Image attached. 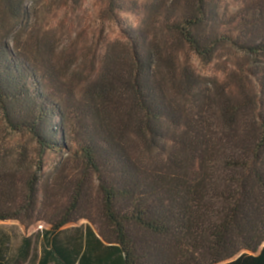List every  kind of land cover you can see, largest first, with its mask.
I'll list each match as a JSON object with an SVG mask.
<instances>
[{"label": "trees", "instance_id": "obj_1", "mask_svg": "<svg viewBox=\"0 0 264 264\" xmlns=\"http://www.w3.org/2000/svg\"><path fill=\"white\" fill-rule=\"evenodd\" d=\"M24 5L1 1L2 121L62 160L44 185L0 170V222L46 225L1 234L0 264H264V0H102L121 35L61 49ZM189 51L233 59L207 79Z\"/></svg>", "mask_w": 264, "mask_h": 264}, {"label": "rangeland", "instance_id": "obj_2", "mask_svg": "<svg viewBox=\"0 0 264 264\" xmlns=\"http://www.w3.org/2000/svg\"><path fill=\"white\" fill-rule=\"evenodd\" d=\"M1 1L0 17L3 15ZM101 3L102 0H25L24 7L28 12V16L26 20L20 22L22 25L19 26L18 30L24 27L31 29L34 26L35 32L49 38L50 42H54V46H57L59 49L63 46H82L79 42V44H71L70 38L76 32H81V27L83 26L89 27V31L92 32V35L94 34V36L89 35V39H92L99 33L101 25L105 28V37L116 39L122 32L119 27L108 21L102 24L98 19L97 11L100 10ZM6 15L8 17V14ZM121 18L125 22L124 28L128 25L136 27L139 22L137 17L129 14H121ZM1 30L2 27L0 26ZM28 36L26 35L25 37ZM13 41L11 37L10 42ZM88 46L92 45L89 44ZM229 53L230 51L223 53L224 59L220 64L206 66L199 62L190 51L188 55L198 71L207 79H212L215 75H218L217 78H221L224 73L222 71V63L231 62L233 59L232 53H230L231 55ZM261 61H264V58ZM61 160L62 158L55 153L42 152L34 140L27 134H14L9 131L2 121L0 112V170L2 169V172H5V170L11 171V174L17 178H23L27 172L37 173V176L40 178V185H44L49 180L51 182V180H54L53 178L57 177L55 173L60 166ZM94 212L95 209L92 208L85 215L97 219ZM38 213L42 217L49 218L54 211L53 209H49L45 204L39 208ZM82 224L86 225L90 223L87 220H81L77 224H71L68 227H79ZM25 226L19 221L0 222V235H7L11 242L14 243V247H17L23 237L34 236L38 231L46 228L43 222L33 224L30 227ZM91 226L98 232L95 224Z\"/></svg>", "mask_w": 264, "mask_h": 264}]
</instances>
